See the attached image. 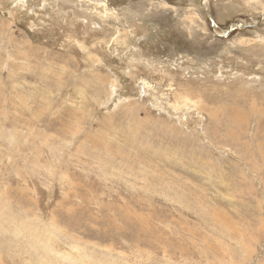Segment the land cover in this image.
Returning <instances> with one entry per match:
<instances>
[{
	"label": "rangeland",
	"instance_id": "1",
	"mask_svg": "<svg viewBox=\"0 0 264 264\" xmlns=\"http://www.w3.org/2000/svg\"><path fill=\"white\" fill-rule=\"evenodd\" d=\"M0 264H264V0H0Z\"/></svg>",
	"mask_w": 264,
	"mask_h": 264
},
{
	"label": "water",
	"instance_id": "2",
	"mask_svg": "<svg viewBox=\"0 0 264 264\" xmlns=\"http://www.w3.org/2000/svg\"><path fill=\"white\" fill-rule=\"evenodd\" d=\"M243 28H247L248 26H242Z\"/></svg>",
	"mask_w": 264,
	"mask_h": 264
},
{
	"label": "bare ground",
	"instance_id": "3",
	"mask_svg": "<svg viewBox=\"0 0 264 264\" xmlns=\"http://www.w3.org/2000/svg\"><path fill=\"white\" fill-rule=\"evenodd\" d=\"M148 84V83H147Z\"/></svg>",
	"mask_w": 264,
	"mask_h": 264
}]
</instances>
